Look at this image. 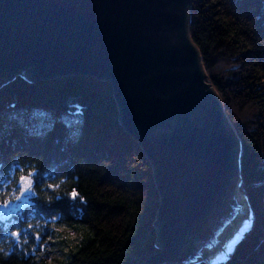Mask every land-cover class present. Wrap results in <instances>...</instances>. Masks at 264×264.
<instances>
[{
	"label": "trees",
	"instance_id": "1",
	"mask_svg": "<svg viewBox=\"0 0 264 264\" xmlns=\"http://www.w3.org/2000/svg\"><path fill=\"white\" fill-rule=\"evenodd\" d=\"M189 29L240 139L239 189L252 223L224 260L162 264H264V0H191ZM71 114L81 116L77 132ZM29 173L30 198L0 217V264H39L34 234L46 228L39 240L50 243L54 217L93 228L66 264H142L159 250L153 165L122 124L110 80L18 74L0 86V205L17 199Z\"/></svg>",
	"mask_w": 264,
	"mask_h": 264
},
{
	"label": "water",
	"instance_id": "2",
	"mask_svg": "<svg viewBox=\"0 0 264 264\" xmlns=\"http://www.w3.org/2000/svg\"><path fill=\"white\" fill-rule=\"evenodd\" d=\"M191 0H0V86L68 75L110 80L150 159L159 250L142 264L224 260L252 223L240 139L190 36Z\"/></svg>",
	"mask_w": 264,
	"mask_h": 264
},
{
	"label": "rangeland",
	"instance_id": "3",
	"mask_svg": "<svg viewBox=\"0 0 264 264\" xmlns=\"http://www.w3.org/2000/svg\"><path fill=\"white\" fill-rule=\"evenodd\" d=\"M75 116V117H74ZM67 122L71 125L72 130L77 132L81 123V116L76 114L65 115L64 116ZM27 186V185H25ZM23 189L17 197L21 199L8 200L5 203H2L0 206L7 204V207H0V217L8 218L13 211L20 212L22 209H17L18 204L23 205L25 201L30 198V195L33 192L27 193L22 196ZM32 213L29 214V217H32ZM38 226H41V223L36 224V229H39ZM31 226H25L24 229L27 230ZM46 228L36 232L35 237V246L34 248L38 250L35 252L36 257H39V264H66L72 255L87 241L91 233H93V228L87 223H81L79 225L76 221H67L60 222L57 217L53 218V221L50 223L49 236L52 235L50 243H46L45 238L39 240L41 235L46 232ZM34 232V231H33ZM13 236L18 242L19 246H23L24 241L18 231L13 232ZM48 238V237H47ZM47 253L52 254L53 258H42V254L46 255Z\"/></svg>",
	"mask_w": 264,
	"mask_h": 264
},
{
	"label": "snow or ice",
	"instance_id": "4",
	"mask_svg": "<svg viewBox=\"0 0 264 264\" xmlns=\"http://www.w3.org/2000/svg\"><path fill=\"white\" fill-rule=\"evenodd\" d=\"M32 178V173H29L27 177L20 178V187L23 189L22 196L32 191ZM72 195L75 197L76 193L73 192ZM17 199H21V197H17ZM0 207H7V204L2 205Z\"/></svg>",
	"mask_w": 264,
	"mask_h": 264
}]
</instances>
